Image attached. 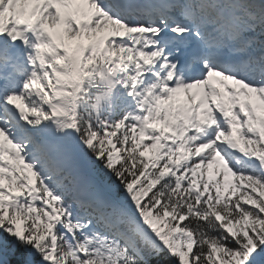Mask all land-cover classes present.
Masks as SVG:
<instances>
[{
	"label": "snow or ice",
	"instance_id": "obj_1",
	"mask_svg": "<svg viewBox=\"0 0 264 264\" xmlns=\"http://www.w3.org/2000/svg\"><path fill=\"white\" fill-rule=\"evenodd\" d=\"M264 264V0H0V264Z\"/></svg>",
	"mask_w": 264,
	"mask_h": 264
},
{
	"label": "trees",
	"instance_id": "obj_2",
	"mask_svg": "<svg viewBox=\"0 0 264 264\" xmlns=\"http://www.w3.org/2000/svg\"><path fill=\"white\" fill-rule=\"evenodd\" d=\"M9 260H10L11 264H15V259L14 258L9 257Z\"/></svg>",
	"mask_w": 264,
	"mask_h": 264
}]
</instances>
